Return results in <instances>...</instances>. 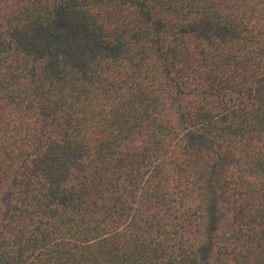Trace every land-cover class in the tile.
<instances>
[{
	"label": "trees",
	"instance_id": "obj_1",
	"mask_svg": "<svg viewBox=\"0 0 264 264\" xmlns=\"http://www.w3.org/2000/svg\"><path fill=\"white\" fill-rule=\"evenodd\" d=\"M0 264H264V0H0Z\"/></svg>",
	"mask_w": 264,
	"mask_h": 264
},
{
	"label": "rangeland",
	"instance_id": "obj_2",
	"mask_svg": "<svg viewBox=\"0 0 264 264\" xmlns=\"http://www.w3.org/2000/svg\"><path fill=\"white\" fill-rule=\"evenodd\" d=\"M226 208L224 209L222 205L218 208L215 206L211 211V224H210V232L213 233L215 231H220L225 226H227V215L225 213ZM210 246H205L202 250V255L205 257L210 251Z\"/></svg>",
	"mask_w": 264,
	"mask_h": 264
}]
</instances>
